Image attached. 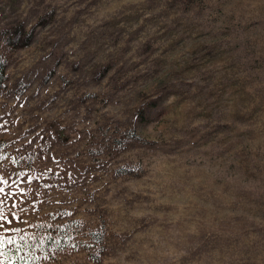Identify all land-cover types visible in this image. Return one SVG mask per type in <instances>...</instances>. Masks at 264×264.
Here are the masks:
<instances>
[{"label": "rangeland", "instance_id": "obj_1", "mask_svg": "<svg viewBox=\"0 0 264 264\" xmlns=\"http://www.w3.org/2000/svg\"><path fill=\"white\" fill-rule=\"evenodd\" d=\"M0 73V264H264V0H0Z\"/></svg>", "mask_w": 264, "mask_h": 264}, {"label": "trees", "instance_id": "obj_2", "mask_svg": "<svg viewBox=\"0 0 264 264\" xmlns=\"http://www.w3.org/2000/svg\"><path fill=\"white\" fill-rule=\"evenodd\" d=\"M1 75V73H0ZM1 76H0V82H1ZM193 220V219H191ZM216 221H210V224L214 226V228H209V229H205L203 231H201L200 233L198 234H193L190 236V240H189V254H190V257L193 261V263L195 264H198V262L200 261L201 259V253L198 251V246L200 245V236L203 235L204 237H207L209 243H210V246L212 248V250H215V246L217 245V240L214 238V233L216 231H218V229L220 227L216 226L215 224ZM215 259H213L214 261Z\"/></svg>", "mask_w": 264, "mask_h": 264}, {"label": "snow or ice", "instance_id": "obj_3", "mask_svg": "<svg viewBox=\"0 0 264 264\" xmlns=\"http://www.w3.org/2000/svg\"><path fill=\"white\" fill-rule=\"evenodd\" d=\"M0 194H3L2 196H0V229H3L4 228V223H5V218H4V215H3L4 198L5 197L14 196L15 193H13V192L5 193L4 188L3 187H0ZM7 223L11 224L12 221L9 220V221H7ZM5 231L11 232V231H14V230L5 229ZM5 242L7 244H9V245H13L15 243V240L13 238H9V239H7V241H5L4 237L3 236H0V249L3 248Z\"/></svg>", "mask_w": 264, "mask_h": 264}]
</instances>
